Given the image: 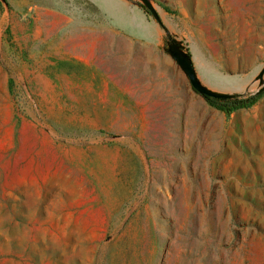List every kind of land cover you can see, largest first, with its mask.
Instances as JSON below:
<instances>
[{"label": "rangeland", "instance_id": "1", "mask_svg": "<svg viewBox=\"0 0 264 264\" xmlns=\"http://www.w3.org/2000/svg\"><path fill=\"white\" fill-rule=\"evenodd\" d=\"M150 1L0 0V264H264V0Z\"/></svg>", "mask_w": 264, "mask_h": 264}, {"label": "water", "instance_id": "2", "mask_svg": "<svg viewBox=\"0 0 264 264\" xmlns=\"http://www.w3.org/2000/svg\"><path fill=\"white\" fill-rule=\"evenodd\" d=\"M146 8L155 16V18L161 23V18L157 10L154 8L150 0H141ZM168 53L171 57L179 64L185 74L188 76L190 83L195 91L205 96L212 97H233L237 96L238 93L225 92L221 90H214L206 86L198 76L193 57L183 50L182 45L171 42L168 44Z\"/></svg>", "mask_w": 264, "mask_h": 264}, {"label": "trees", "instance_id": "3", "mask_svg": "<svg viewBox=\"0 0 264 264\" xmlns=\"http://www.w3.org/2000/svg\"><path fill=\"white\" fill-rule=\"evenodd\" d=\"M263 93L264 89L248 96H233L227 98L205 96V98L211 105L230 115L236 109L252 106L259 100Z\"/></svg>", "mask_w": 264, "mask_h": 264}, {"label": "crops", "instance_id": "4", "mask_svg": "<svg viewBox=\"0 0 264 264\" xmlns=\"http://www.w3.org/2000/svg\"><path fill=\"white\" fill-rule=\"evenodd\" d=\"M117 34V33H116ZM93 38V37H92ZM106 39L108 38V35L106 34V37H105ZM77 38L76 37H74L73 39H71L70 41H74V40H76ZM93 40V39H92ZM94 40H95V38H94ZM168 48V47H167ZM166 48V49H167ZM78 56V55H77ZM171 56V55H170ZM172 58V57H171ZM173 59V58H172ZM174 60V59H173ZM175 61V60H174ZM193 61H194V59H193ZM176 62V61H175ZM177 63V62H176ZM195 64V63H194ZM177 65L179 66V64L177 63ZM180 67V66H179ZM195 68H196V70H197V67H196V65H195ZM180 69L183 71V69L180 67ZM183 73L185 74V72L183 71ZM197 73H198V71H197ZM199 75V74H198ZM185 76L188 78V76L185 74ZM188 80H189V78H188ZM189 82H190V80H189ZM190 85H191V83H190ZM191 87H192V85H191ZM192 89H193V87H192ZM194 90V89H193ZM215 90V89H214ZM195 91V90H194ZM195 92H197V91H195ZM198 93V92H197ZM200 94V93H199ZM203 96V95H202Z\"/></svg>", "mask_w": 264, "mask_h": 264}, {"label": "bare ground", "instance_id": "5", "mask_svg": "<svg viewBox=\"0 0 264 264\" xmlns=\"http://www.w3.org/2000/svg\"><path fill=\"white\" fill-rule=\"evenodd\" d=\"M232 81V80H231ZM228 82H229V80H228ZM228 82H227V85H228ZM245 83V82H244ZM223 85H224V83H223ZM226 85V84H225ZM226 85V86H227ZM242 86V85H241ZM221 87V86H220ZM228 87H229V85H228ZM232 87H233V83H232ZM223 88H224V86H223ZM227 89V88H226ZM233 90V89H232Z\"/></svg>", "mask_w": 264, "mask_h": 264}]
</instances>
